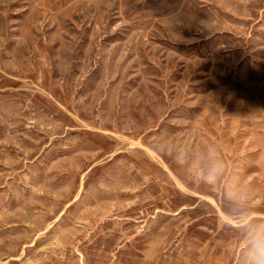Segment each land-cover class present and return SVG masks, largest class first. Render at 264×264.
<instances>
[{"label":"rangeland","instance_id":"1","mask_svg":"<svg viewBox=\"0 0 264 264\" xmlns=\"http://www.w3.org/2000/svg\"><path fill=\"white\" fill-rule=\"evenodd\" d=\"M0 264H264V0H0Z\"/></svg>","mask_w":264,"mask_h":264}]
</instances>
